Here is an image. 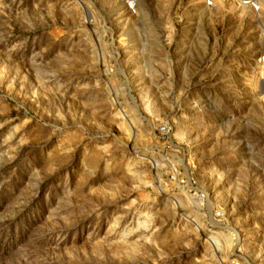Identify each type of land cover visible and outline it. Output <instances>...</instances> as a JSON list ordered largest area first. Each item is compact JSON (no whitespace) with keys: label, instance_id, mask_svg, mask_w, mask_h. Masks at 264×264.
<instances>
[{"label":"rangeland","instance_id":"1","mask_svg":"<svg viewBox=\"0 0 264 264\" xmlns=\"http://www.w3.org/2000/svg\"><path fill=\"white\" fill-rule=\"evenodd\" d=\"M260 1L0 0V264H264Z\"/></svg>","mask_w":264,"mask_h":264},{"label":"built area","instance_id":"2","mask_svg":"<svg viewBox=\"0 0 264 264\" xmlns=\"http://www.w3.org/2000/svg\"><path fill=\"white\" fill-rule=\"evenodd\" d=\"M207 2H208V0H207ZM260 2H261L260 0H234V3L236 4L237 7L249 9L250 11H252L256 14H258L260 9H261L260 8V6H261ZM179 182L181 184H190L191 183V181L188 178L186 180L180 179ZM221 216L222 215H221L220 211L215 212V218H221ZM191 221H194V220H191ZM229 264H246V263L242 262L241 258L236 257V258H233Z\"/></svg>","mask_w":264,"mask_h":264}]
</instances>
